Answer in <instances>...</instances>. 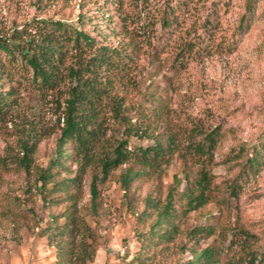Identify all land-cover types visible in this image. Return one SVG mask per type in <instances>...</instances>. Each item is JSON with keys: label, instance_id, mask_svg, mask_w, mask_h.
<instances>
[{"label": "rangeland", "instance_id": "obj_1", "mask_svg": "<svg viewBox=\"0 0 264 264\" xmlns=\"http://www.w3.org/2000/svg\"><path fill=\"white\" fill-rule=\"evenodd\" d=\"M251 2L239 25L244 0H194L187 4L188 15L166 31L155 21L163 0H0V34L35 38L39 18L75 23L82 12L81 27L96 44L127 53L124 68L110 75L109 89L123 119L115 120L109 109L99 112L105 127L94 152L110 149L131 130L129 156L94 181L93 204L88 179L98 172L95 160L85 163L71 204L60 195L45 199L35 175L56 150L67 81L40 86L18 59L4 61L0 264H179L207 245L217 249L221 264H264V0ZM161 102L165 108L154 113ZM209 130L215 141L206 197L186 210L180 190L199 164L183 153V145ZM168 136L178 145L158 167H145L134 157L139 146L164 143ZM260 143L263 159L247 169L244 160ZM75 158L67 159L71 170L81 159ZM129 167L145 171L131 178L127 198L120 174ZM168 190L177 221L173 242L138 258V235L150 234L153 206ZM242 249L257 256L250 261Z\"/></svg>", "mask_w": 264, "mask_h": 264}, {"label": "trees", "instance_id": "obj_2", "mask_svg": "<svg viewBox=\"0 0 264 264\" xmlns=\"http://www.w3.org/2000/svg\"><path fill=\"white\" fill-rule=\"evenodd\" d=\"M193 1L163 0L155 21H158L166 31L171 30V26L179 24L185 18L183 16L188 15L190 10L187 4L193 3ZM251 3V0H244L245 11L238 18L239 25L245 19L246 12H249ZM85 16L86 14L84 15L82 12L77 13L75 23L58 18H39L38 27L41 28V32H38L35 38H22L13 32L8 35L0 34V74L3 72L5 60L18 59L29 68L31 79L40 86L51 87L62 82L63 79L67 81V95L64 97L62 125L57 137L56 150L49 157L48 164L37 170L35 180L43 190L42 196L45 199H53L55 195H60L59 198L66 197L65 200L69 204L78 193L80 179L85 171L87 160H95L99 172V175L97 171L89 173V201L93 204L96 194L94 181L98 178H106L111 167L123 162L129 156L125 146L126 135L131 130H125V136L116 141L110 149L94 152L100 146L99 138L104 134L105 127L99 112L109 109L115 120L122 121L123 119L124 113L121 111L120 102L109 93L112 84L110 75L124 68L122 63L125 61L121 62V60L130 56L125 52H119V49L108 48L109 50L106 51V45L96 44L93 36L81 27ZM67 57L70 58L69 62H66ZM1 97L0 93V105L3 102ZM156 108L164 109L165 103H157V106L152 110L154 113L157 112ZM140 114L144 117L149 116L148 112L142 110ZM127 127L130 129L131 126ZM214 141V135L209 130L198 139L190 138L183 145V153L187 152L191 161L199 164L191 182L187 181L180 190V197L184 199L183 209L194 208L197 205L195 200L204 201L206 197V190L212 176L209 163L211 161L210 148ZM65 142L69 143L67 147L63 146ZM175 145L178 144L169 136L166 137L164 143L156 139L152 144L139 146L134 157L145 167H158L160 162L165 161L167 155L172 152L173 147H176ZM262 146L263 143H260L257 148L254 146L250 155L246 156L244 162L247 169H252L261 163L263 159ZM71 155H76L75 159L77 160L81 157L74 170H71L67 163V159ZM22 161L24 165H27L29 161L27 152H25ZM143 171L145 168L130 170L129 167L120 174V184L127 198L130 195L131 178ZM150 200V197L144 196L145 206L150 205ZM152 210L154 215L149 222L150 234L138 235L140 240L138 258L151 256L162 250L173 242V234L176 232L177 221L176 215L172 211V196L169 190L163 201L159 205H154ZM66 217L71 222L73 219L71 211ZM58 231H63V229ZM241 252L250 261H253L257 256V253L252 249H242ZM263 252L264 247L260 254ZM191 253L189 259L179 264H221L215 256L218 253L215 247L207 245L199 250H192ZM64 261L62 262L65 263Z\"/></svg>", "mask_w": 264, "mask_h": 264}]
</instances>
